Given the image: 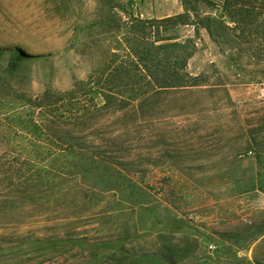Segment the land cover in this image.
<instances>
[{"label":"rangeland","instance_id":"rangeland-1","mask_svg":"<svg viewBox=\"0 0 264 264\" xmlns=\"http://www.w3.org/2000/svg\"><path fill=\"white\" fill-rule=\"evenodd\" d=\"M117 1L118 7L101 0H0V47L20 46L38 58L22 82L0 69V115H14L18 92L36 97L85 81L108 59L106 50L126 47L131 19L187 11L183 0ZM225 2L190 0L191 25L161 33L194 42L186 71L208 86L164 92L139 119L113 115L106 127L84 134L97 143L112 140L110 156L101 149L61 154L66 170L59 180L18 186L12 206L0 205V264L255 262L242 253L264 232V14L254 10L260 22L248 27L244 22L252 18L229 14ZM108 16L125 23L119 43L101 24ZM197 17L217 18L231 30L210 35ZM86 102L102 106L105 100L94 92ZM26 138L14 143L20 146L12 148L15 156L34 153ZM51 170L42 176L52 179L57 173ZM251 189L261 210L241 234L207 235L199 209H187Z\"/></svg>","mask_w":264,"mask_h":264},{"label":"trees","instance_id":"trees-1","mask_svg":"<svg viewBox=\"0 0 264 264\" xmlns=\"http://www.w3.org/2000/svg\"><path fill=\"white\" fill-rule=\"evenodd\" d=\"M101 1L106 5L120 6L117 0ZM183 2L187 11L174 17L163 20L131 19L126 47L120 53L106 50L108 59L94 67L85 81L75 83L72 89L58 91L49 88L36 97L17 93L21 105L14 115L7 118L0 115V189L4 187L0 190V205L12 206L18 196L15 193L18 186L29 189L30 185L56 182L64 176L66 166L61 163V154H99L101 149V155L110 156L114 151L112 140L97 143L84 140V134L95 132L97 126L106 127L107 120L113 115L139 119L140 111L146 105L155 103L164 92L208 86V81H201L186 71L188 61L197 49L194 42L190 39L173 42L175 38L161 36L164 31L191 25L196 14L189 9L190 0ZM225 3L229 14L239 12L252 18L244 22L248 27L260 22L262 15L257 17L254 10L261 9L264 14V0H226ZM197 18L198 24H202L210 35H215L217 30H231L217 18ZM101 24L108 27L105 33L108 32L119 43L120 27L125 23L108 16ZM260 26L264 27V19ZM36 60V56L20 46L0 47L1 72L3 75L18 76L19 82L25 80ZM94 92L102 94L104 105L86 102ZM101 113H105L104 122H100L98 117ZM25 136L29 137L25 140L30 141L34 153L15 156L12 148L20 146L16 147L14 143H19L17 139ZM73 166L78 165L73 163ZM49 168L57 174L52 179H45L41 172L49 171ZM22 195L26 197L29 194ZM245 264L264 263L255 261Z\"/></svg>","mask_w":264,"mask_h":264},{"label":"crops","instance_id":"crops-1","mask_svg":"<svg viewBox=\"0 0 264 264\" xmlns=\"http://www.w3.org/2000/svg\"><path fill=\"white\" fill-rule=\"evenodd\" d=\"M235 185V190H237ZM187 209L198 210L203 232L207 235H213L216 232L221 233H244L247 232L246 219L257 222L260 214V206L257 195L251 189L247 192L240 193L236 191L227 194L221 198H210L203 205L190 203ZM264 207H262V212ZM264 218V217H263ZM264 251V232L258 239L242 253V256L249 260H255L264 263V257L260 255Z\"/></svg>","mask_w":264,"mask_h":264},{"label":"built area","instance_id":"built-area-1","mask_svg":"<svg viewBox=\"0 0 264 264\" xmlns=\"http://www.w3.org/2000/svg\"><path fill=\"white\" fill-rule=\"evenodd\" d=\"M245 221L250 225L252 224V221H250L249 219H246ZM211 248H214V246H212Z\"/></svg>","mask_w":264,"mask_h":264}]
</instances>
